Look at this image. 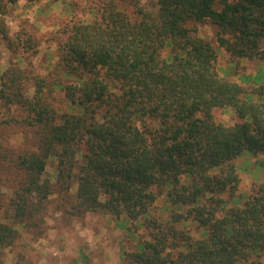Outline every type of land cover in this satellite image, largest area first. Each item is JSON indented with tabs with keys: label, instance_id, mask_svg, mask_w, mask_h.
Instances as JSON below:
<instances>
[{
	"label": "trees",
	"instance_id": "trees-1",
	"mask_svg": "<svg viewBox=\"0 0 264 264\" xmlns=\"http://www.w3.org/2000/svg\"><path fill=\"white\" fill-rule=\"evenodd\" d=\"M13 1L0 0L1 41ZM100 1V17L66 24L54 36L56 68L73 79L56 83L71 111L59 114L44 93L53 83L17 63L1 76L0 99L22 107L37 129L36 151L17 161L16 217L32 216L52 193L42 177L53 157L60 189L77 184L78 213L145 218L148 239L124 264H240L264 252V183L229 207L240 184L233 162L264 155V84L222 79L216 49L192 36L196 24L209 23L231 62L264 61V0H157L156 15L139 9L134 22L117 6L123 0ZM218 108H230L238 122H216ZM162 190L167 221L148 216ZM16 237L0 223V248Z\"/></svg>",
	"mask_w": 264,
	"mask_h": 264
},
{
	"label": "rangeland",
	"instance_id": "rangeland-1",
	"mask_svg": "<svg viewBox=\"0 0 264 264\" xmlns=\"http://www.w3.org/2000/svg\"><path fill=\"white\" fill-rule=\"evenodd\" d=\"M20 1V9L13 10L12 6ZM56 2L55 13H50V6ZM117 6L133 22L139 18V9L150 15H156L158 9L157 0H123L118 1ZM31 7L37 8L30 15L26 9ZM100 14V0H14L8 3L3 17L8 37L5 41L0 40V79L10 62L17 63L27 72L46 78L47 84L53 83L45 88L44 93L59 114L71 111L62 89L56 83L67 84L73 79L56 68L54 36L66 24L79 21L90 23ZM26 15L30 16L27 18ZM196 26L197 32L192 36L202 38L216 49L217 72L222 79H226L225 75L233 73L235 66L231 63L227 66L231 59L218 47L216 28L209 23ZM27 38L31 39V43H25ZM9 42L12 49L5 45ZM169 53L170 46L167 45L161 55L167 58ZM236 72L239 73V70ZM25 87L32 94L31 82ZM213 116L216 122L226 126L238 122L229 108L214 109ZM25 120L26 112L22 107L7 106L0 99V223L13 227L17 232L10 246L0 248V264H124V255L140 251L141 243L148 239L142 226L145 218L130 221L125 216L116 218L91 212L78 213L73 209L77 184L73 183L69 191L60 189L56 180L57 160L53 157L47 160L42 177L52 186V193L32 216L16 217L12 204L13 191L22 178L17 161L21 155L36 151L37 129L28 126ZM233 164L240 184L237 199L229 207L244 201L253 185L264 183V155L245 153ZM170 212L166 191L162 190L148 216L167 221ZM188 228L195 239L201 238L194 224L189 223ZM240 264H264V252L252 254Z\"/></svg>",
	"mask_w": 264,
	"mask_h": 264
},
{
	"label": "crops",
	"instance_id": "crops-1",
	"mask_svg": "<svg viewBox=\"0 0 264 264\" xmlns=\"http://www.w3.org/2000/svg\"><path fill=\"white\" fill-rule=\"evenodd\" d=\"M22 4V1L16 3L13 5V10L20 9V5ZM57 5V2L54 5L50 6V13H55V6ZM29 8V7H27ZM37 7H31L30 10L26 9V11L30 15L32 12L36 9ZM30 15H26L25 17H29ZM233 64L235 66L234 72L233 73H227V76L225 80L233 83H237L243 88H253V87H258L260 85L264 84V61H260L258 59H239L238 61L231 62L227 64ZM239 70V73L236 72ZM242 76V77H241ZM254 100H257L256 97H253ZM230 109V108H229ZM230 111H232L230 109Z\"/></svg>",
	"mask_w": 264,
	"mask_h": 264
}]
</instances>
